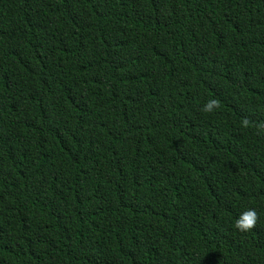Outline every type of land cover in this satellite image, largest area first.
Here are the masks:
<instances>
[{"label":"trees","instance_id":"16d2710c","mask_svg":"<svg viewBox=\"0 0 264 264\" xmlns=\"http://www.w3.org/2000/svg\"><path fill=\"white\" fill-rule=\"evenodd\" d=\"M244 118L264 0H0V264H264Z\"/></svg>","mask_w":264,"mask_h":264},{"label":"clouds","instance_id":"9594fccd","mask_svg":"<svg viewBox=\"0 0 264 264\" xmlns=\"http://www.w3.org/2000/svg\"><path fill=\"white\" fill-rule=\"evenodd\" d=\"M219 106V101L215 98H212L202 105L201 111H203L204 113H211L215 109H218ZM240 123L241 127H254L258 133L264 132V121L252 124L247 118H244L243 120H241ZM258 220L259 216L257 214V211L254 208H248L242 211L239 216L235 219L233 227L238 231L248 232L255 228Z\"/></svg>","mask_w":264,"mask_h":264}]
</instances>
